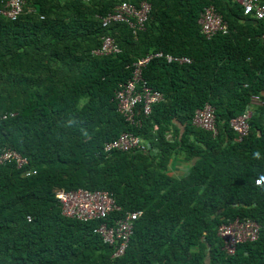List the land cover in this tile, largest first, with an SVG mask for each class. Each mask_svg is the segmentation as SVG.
<instances>
[{
	"label": "trees",
	"instance_id": "1",
	"mask_svg": "<svg viewBox=\"0 0 264 264\" xmlns=\"http://www.w3.org/2000/svg\"><path fill=\"white\" fill-rule=\"evenodd\" d=\"M144 1L143 31L103 27L101 17L118 5ZM208 5L227 25L210 38L199 23ZM5 9L0 0V150L13 148L28 163L0 165V264H264V183L256 184L264 179L262 20L237 0H24L16 18ZM105 35L121 51L94 55ZM157 52L191 62L149 61L143 77L163 96L149 114L137 104L132 124L117 91L136 61ZM206 103L216 133L193 123ZM250 109L240 141L231 120ZM123 132L150 148L105 152ZM180 162L186 170L177 174ZM57 188L107 190L121 210L68 217ZM134 211L143 213L129 245L114 256L119 243L95 230ZM237 218L255 220L260 233L229 255L218 229Z\"/></svg>",
	"mask_w": 264,
	"mask_h": 264
},
{
	"label": "built area",
	"instance_id": "2",
	"mask_svg": "<svg viewBox=\"0 0 264 264\" xmlns=\"http://www.w3.org/2000/svg\"><path fill=\"white\" fill-rule=\"evenodd\" d=\"M244 6L245 12L252 14L257 19L264 22V3L260 0H237ZM24 0H6V8L3 10L9 17L16 18L23 11ZM151 5L144 1L139 7L132 3L123 2L107 16L101 17L103 27L110 26L113 22L127 24L134 34L146 28V21L150 12ZM203 33L212 37L219 31L226 32L227 25L222 16L218 13L214 5H208L201 13L199 20ZM264 39V34H263ZM121 51L118 42L114 37L105 35L102 37L100 47L93 50L94 55H112ZM165 56L168 62L190 63L191 59L186 56H174L157 52L149 54L134 63L132 77L122 85L117 91L116 100L118 110L130 123H137L135 120V108L137 104L144 103L145 114H149L152 105L162 99V93L152 90L143 77V68L154 57ZM260 96H253V103H260ZM252 110H247L231 120V126L238 135V140H242L249 131V119ZM215 108L210 103L198 109L194 115L193 123L201 128L217 132ZM150 144L146 143L141 137L131 132H123L114 140L105 143L104 151H146ZM16 163L19 168L24 167L28 160L17 150L4 147L0 150V165ZM36 173V170H28L26 175ZM261 179H256V184ZM55 196L59 199L63 214L82 221L93 219H106L112 212L121 210L115 197L107 190H89L79 188L76 190L55 189ZM142 211L126 212L124 217L115 220L110 225L103 221L97 228L98 233L105 242L109 244L119 243V247L114 256L121 255L129 245L131 235L134 232L135 221L142 215ZM260 233V225L253 219H235L229 223L222 224L218 229V234L223 240V249L227 254L233 255L237 247L246 241H255Z\"/></svg>",
	"mask_w": 264,
	"mask_h": 264
},
{
	"label": "crops",
	"instance_id": "3",
	"mask_svg": "<svg viewBox=\"0 0 264 264\" xmlns=\"http://www.w3.org/2000/svg\"><path fill=\"white\" fill-rule=\"evenodd\" d=\"M173 170L177 174H182L186 170V164L181 163V162L180 163H177V164L173 165Z\"/></svg>",
	"mask_w": 264,
	"mask_h": 264
},
{
	"label": "clouds",
	"instance_id": "4",
	"mask_svg": "<svg viewBox=\"0 0 264 264\" xmlns=\"http://www.w3.org/2000/svg\"><path fill=\"white\" fill-rule=\"evenodd\" d=\"M84 135H87V133L85 132ZM253 157L256 158V159H259L260 158V153L257 151V152H254L253 153ZM260 183H264V179H262L260 181Z\"/></svg>",
	"mask_w": 264,
	"mask_h": 264
}]
</instances>
